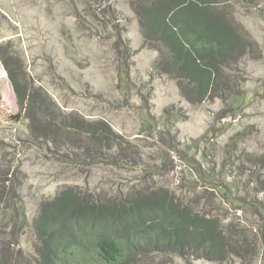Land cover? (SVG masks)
I'll return each instance as SVG.
<instances>
[{
    "label": "rangeland",
    "instance_id": "374dc122",
    "mask_svg": "<svg viewBox=\"0 0 264 264\" xmlns=\"http://www.w3.org/2000/svg\"><path fill=\"white\" fill-rule=\"evenodd\" d=\"M150 1L0 0V49L19 83L56 103L52 125L63 126L50 139L36 136L24 114L14 117L16 91L0 58V264H67L35 219L68 187L106 204L142 193L148 200L164 189L198 197L229 225L236 215L248 224L249 212L226 199L222 183L231 185L238 157L248 165L264 149V0L209 4L223 11V22L210 23L217 34L245 42L237 62L224 68L225 101L215 94L188 100L156 64L158 51L144 44L136 13ZM88 123L100 133L96 150L77 146L90 140ZM188 159L208 170L205 180ZM250 235L257 239L256 230ZM246 257L244 264H262L260 255ZM132 263L220 264L159 252L136 254Z\"/></svg>",
    "mask_w": 264,
    "mask_h": 264
},
{
    "label": "trees",
    "instance_id": "16d2710c",
    "mask_svg": "<svg viewBox=\"0 0 264 264\" xmlns=\"http://www.w3.org/2000/svg\"><path fill=\"white\" fill-rule=\"evenodd\" d=\"M213 1L220 0H151L136 8L144 44L158 51L156 64L177 79L181 94L191 101L208 94L229 100V75L224 68L237 62L244 52L242 37L233 41L228 34H217L219 28L211 27L210 23L218 18L224 20L222 10L209 8ZM203 21L209 27L201 25ZM0 58L16 91L19 110L14 117L24 114L36 136L54 139L63 128L52 125L58 106L39 87L32 86L28 91L26 85L19 83L18 73L1 49ZM235 105L238 106L236 100L232 106ZM168 111L174 110L169 106ZM86 131L90 140L78 139L77 146L96 150L102 143L97 126L88 123ZM238 158L241 163L236 164L231 185L222 183L228 188L223 195L236 203L237 210L249 212L250 217H245L248 224L241 225L236 215L235 222L229 225L219 214L199 205L198 197L184 200L164 189L154 191L156 197L148 200L142 193V199L135 195L106 204L68 187L58 201L43 205L35 227L40 236L44 234L43 238L57 243L67 264H135L132 260L136 254L150 252L206 258L220 264H238L239 260L244 264L246 254L248 258L255 254L254 258L260 255L264 264V196L258 197L264 191V149L250 156L248 165ZM189 161L199 178L205 180L208 170ZM209 186L220 189L221 185L210 179ZM254 230L257 239L250 235Z\"/></svg>",
    "mask_w": 264,
    "mask_h": 264
}]
</instances>
